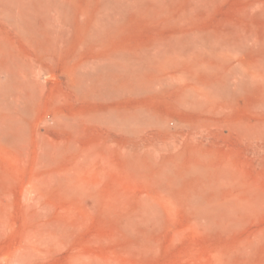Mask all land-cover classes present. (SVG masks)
<instances>
[{"label":"rangeland","instance_id":"374dc122","mask_svg":"<svg viewBox=\"0 0 264 264\" xmlns=\"http://www.w3.org/2000/svg\"><path fill=\"white\" fill-rule=\"evenodd\" d=\"M0 264H264V0H0Z\"/></svg>","mask_w":264,"mask_h":264}]
</instances>
